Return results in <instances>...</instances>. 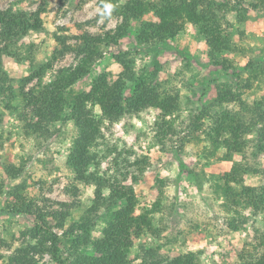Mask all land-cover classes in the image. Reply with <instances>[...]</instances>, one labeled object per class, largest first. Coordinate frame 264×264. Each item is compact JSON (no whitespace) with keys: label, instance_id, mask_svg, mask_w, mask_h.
<instances>
[{"label":"rangeland","instance_id":"rangeland-1","mask_svg":"<svg viewBox=\"0 0 264 264\" xmlns=\"http://www.w3.org/2000/svg\"><path fill=\"white\" fill-rule=\"evenodd\" d=\"M131 1L114 6L101 0H0V11L38 14L42 25L9 48L19 55L18 47L32 46L34 67L26 58L2 56L14 99L7 110L9 95L0 96V264L21 245L37 244L35 233L55 234L67 245L85 234L97 242L109 214L123 208L124 200L109 199L107 189L106 204L94 207V187L76 180L67 162L77 136L68 104L96 81L123 85L124 112L114 123L101 121L103 141L89 169L130 187L133 215L146 214L148 223L138 233L127 220L133 246L113 261L171 264L194 253L199 264H239L244 244L255 231L264 232V208L242 209L245 224L237 231L228 228L231 213L222 209L219 185L236 163L248 167L241 176L245 186L264 185V0H144L159 9L186 1L215 21L214 30L205 20L184 22L164 42L146 34L149 24L158 23L155 12L135 8L139 15L132 17ZM84 34L109 42L99 44L86 60L87 73L65 92L61 118L46 135H31L25 126L36 119L19 96L21 81L48 62L51 67L24 84L25 91L50 83L62 69H76L85 58ZM92 114L100 116L98 106ZM219 124L224 125L216 134ZM239 140L237 152L220 144ZM60 249L67 258V248ZM32 256L37 264H56L48 253Z\"/></svg>","mask_w":264,"mask_h":264},{"label":"trees","instance_id":"trees-1","mask_svg":"<svg viewBox=\"0 0 264 264\" xmlns=\"http://www.w3.org/2000/svg\"><path fill=\"white\" fill-rule=\"evenodd\" d=\"M109 1L114 5L119 0H101V3L106 4ZM143 1L132 0L130 11L132 17L139 14L135 13L140 8L142 12L153 10L157 16L158 23L149 24L146 34L153 39L158 38L164 42L167 38L174 37L176 31L181 28L184 22H191L199 24L205 20L206 26L214 30L215 21L202 16L203 12H198L196 5H188L186 1L181 2L175 7L165 6L159 9L158 5H151ZM151 2V1H149ZM136 6V7H135ZM141 6V7H140ZM136 8V11L133 12ZM42 13L41 9L38 13ZM140 14V15H141ZM209 14L206 13V16ZM181 24V25H180ZM42 27L38 14L27 16L25 13H14L10 10L0 11V96L3 94L9 95L5 99L4 108L9 110L11 107L10 101L14 99L13 94V79H8L1 68L2 56L13 58L16 62L26 60L33 65L32 46L18 47L21 54L16 55L9 50L11 45L16 46V42H12L25 35L28 31L40 30ZM218 29L216 28V31ZM84 43L81 53L85 56L82 64L76 69H62L54 77V79L45 85L38 83L36 88L25 91L24 84L30 82L34 78L40 77L44 71L51 67V62L44 64L34 70L28 77L21 82L22 86L19 88V96L24 106L31 108L33 112L32 118L36 121L26 123L25 130L29 129L30 134L44 136L49 131L51 125L61 118L67 101L65 99V92L69 89L81 76L87 72L84 66L87 64L86 60L93 55L95 49L99 44L108 43V38L93 37L84 34L80 38ZM22 51L26 53L23 57ZM79 51V52H80ZM24 58V59H23ZM55 58V57H54ZM130 77H127L129 79ZM121 83V82H119ZM123 85L109 84L101 81H96L88 92L80 93L73 97L68 104L71 110V117L77 129V136L73 141L71 151L68 155V166L75 175V179L86 185L94 187V207L98 206L99 202L106 204L102 191L107 189L110 191V198L113 201L124 200V206L121 210H116L109 214L106 225L102 230V239L97 242L91 240L90 235H84L79 240L73 239L71 245L62 244L59 237L52 233L33 234L32 239L38 237L37 244H23L19 248L14 249L2 264H37L33 254L48 253L52 256L56 264H128L126 261H113L119 254L128 252L132 246L133 241L126 234L127 220L134 223L138 233L143 232V228L148 225L147 215L134 217L133 208L135 206V197L130 187L123 185H114L106 178L100 177L97 170L91 171L89 168L95 166L96 158L99 154L96 149L103 141V136L100 131L101 121L107 120L109 123H114L123 115ZM143 97H140V99ZM156 100L157 97H156ZM137 101V99H136ZM98 106L100 109V116L94 117L92 114L93 106ZM224 124H219L215 129L217 134L218 129H222ZM226 126V125H225ZM237 135H234V140ZM233 140V141H234ZM223 141L220 144L226 146L230 151H240L243 143L238 141ZM263 146H256L257 149ZM109 154L106 152L105 157ZM110 156V154H109ZM180 168L185 169V166L180 163ZM99 168V165H98ZM248 167L241 163L234 164L229 173H225L221 181H223L220 189L223 190V204L222 209L225 212L231 213L228 219L227 226L233 231H237L245 224L246 218L242 215V209H249L253 213H257L264 208V185L261 187L245 186L242 177L248 171ZM18 205L25 206V199L17 197ZM21 209L24 213L26 209ZM85 231L90 230V226L84 225ZM48 244V245H47ZM67 248L69 256L63 259L60 256V248ZM81 248L90 249L92 255H85L81 252ZM153 252V251H151ZM144 253V252H143ZM145 254V253H144ZM143 258H146L142 256ZM198 256L194 253H187L176 258L171 264H199ZM239 264H264V232L255 231L252 240L244 244L241 252L238 255Z\"/></svg>","mask_w":264,"mask_h":264}]
</instances>
